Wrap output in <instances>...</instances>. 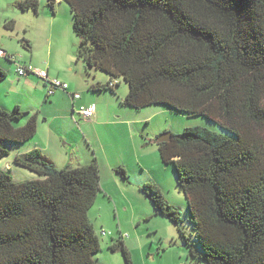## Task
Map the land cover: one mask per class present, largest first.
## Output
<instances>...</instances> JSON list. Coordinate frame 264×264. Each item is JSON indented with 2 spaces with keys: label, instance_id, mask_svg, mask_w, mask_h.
<instances>
[{
  "label": "trees",
  "instance_id": "trees-1",
  "mask_svg": "<svg viewBox=\"0 0 264 264\" xmlns=\"http://www.w3.org/2000/svg\"><path fill=\"white\" fill-rule=\"evenodd\" d=\"M61 1L79 40L76 60L118 82L94 92L114 93L122 79V106L202 116L232 137L194 127L156 143L186 199L198 251L179 227V209L157 186L139 188L177 227L189 264H264V0ZM56 3L46 0L52 12ZM14 4L39 8L38 0ZM38 116L0 107V160L8 145L35 137ZM14 164L39 179L15 183L0 170V264H99L101 238L88 216L100 191L96 161L57 168L32 151ZM115 173L129 182L123 168ZM109 250L132 264L121 237Z\"/></svg>",
  "mask_w": 264,
  "mask_h": 264
},
{
  "label": "crops",
  "instance_id": "crops-1",
  "mask_svg": "<svg viewBox=\"0 0 264 264\" xmlns=\"http://www.w3.org/2000/svg\"><path fill=\"white\" fill-rule=\"evenodd\" d=\"M62 3L57 0L54 12L44 4L39 5L37 13L16 8L17 12L12 15L1 14L0 24L11 32L16 30L17 36L20 34L22 47L16 51L20 62L15 59L9 62L0 57V68L6 73V78L0 82V107L9 112L17 107L28 115L39 113L35 137L27 143L15 145L18 147L15 157L38 151L57 168L82 167L95 160L100 170V181L103 169L111 172L112 184L124 198V180L118 179L112 171L123 168L129 178L126 184L131 183L129 174L132 170L148 164L145 158L148 143L139 126L166 111L142 112V118L134 115L131 111L142 109L121 105L128 89L123 90L120 83L113 89L114 93L92 90V87L107 84L109 76L99 74L98 70L87 71L76 60L79 40L73 33L71 14ZM0 48L10 56L15 54L5 51L2 45ZM18 65L45 70L51 78L68 84L67 93L57 90L48 96L47 86L39 78L18 76ZM76 93L80 95L78 100L72 97ZM88 105L95 106V115L91 120H84L78 114V108ZM148 114L152 115L148 117ZM24 145L26 147L22 150ZM99 186L100 190L110 194L102 183ZM123 242L126 245L125 240Z\"/></svg>",
  "mask_w": 264,
  "mask_h": 264
},
{
  "label": "rangeland",
  "instance_id": "rangeland-1",
  "mask_svg": "<svg viewBox=\"0 0 264 264\" xmlns=\"http://www.w3.org/2000/svg\"><path fill=\"white\" fill-rule=\"evenodd\" d=\"M38 3L40 6L44 5L46 0H38ZM62 6L70 14L68 5L62 3ZM13 12H17L14 0H0V19L3 14L12 15ZM21 16L27 18V15L22 14ZM16 32V30L11 32L2 23L0 24V45L6 49L5 51L15 53L13 56L20 62L21 58L16 51L22 46L19 43L20 34L17 36ZM2 62L5 63L6 61L3 60ZM97 72L105 75L102 71ZM119 83L123 90L128 89L127 84L122 79L119 80ZM155 110H163L166 113L154 116L150 120L142 122L139 126L140 130L145 132V141L148 143L145 152L148 164H144L138 170H132L129 174L131 182L129 185L126 184V181H123L122 184H125L127 188L123 187L126 193L124 198L112 184L111 172L104 169L101 171L100 183L110 194L100 190L94 205L88 212L89 219L101 238L102 249L94 256L99 264H126L123 255L119 251L111 252L109 250V246L117 242L120 237L122 241L125 240L128 246L132 264H189L188 251L179 236L177 227L168 219L155 215L151 202L139 191L140 186L143 184L157 186L168 205L179 209L182 215V222L179 227L188 238V241L193 244L194 249L198 251L193 227L189 220L186 199L177 188L173 166L164 165L160 160L156 146L157 138L165 133L179 134L187 128L194 127L205 128L232 137L216 123L202 116H186L161 106L147 107L139 112H131L142 118V112ZM151 115L148 114L147 116ZM5 145L7 143H3V146ZM25 147L26 145L21 147L22 150ZM16 148L18 147L14 145L7 146L6 149L9 155L0 160V170L7 173L15 183L39 179L34 173L14 164V158L17 155ZM112 173L118 179L120 178L114 169Z\"/></svg>",
  "mask_w": 264,
  "mask_h": 264
},
{
  "label": "built area",
  "instance_id": "built-area-1",
  "mask_svg": "<svg viewBox=\"0 0 264 264\" xmlns=\"http://www.w3.org/2000/svg\"><path fill=\"white\" fill-rule=\"evenodd\" d=\"M7 56H10V55H8L6 52H4L0 48V57L6 58ZM14 59H15V57L11 56V61ZM17 74L20 77L33 75V76H36L37 78H39L47 86V95L48 96L53 95L55 93V91H57V90H60V91L67 93L68 88H69L67 83H64V82H62L56 78H51L45 70L37 69L31 65H25V66L18 65ZM108 83H109L110 87H114L115 85H117L118 82L117 81H112V82L109 81ZM72 97L74 100L80 99V95L77 93L73 94ZM78 114L84 120H91L95 115V106L94 105L80 106L78 108ZM103 235H105V234L103 233Z\"/></svg>",
  "mask_w": 264,
  "mask_h": 264
},
{
  "label": "water",
  "instance_id": "water-1",
  "mask_svg": "<svg viewBox=\"0 0 264 264\" xmlns=\"http://www.w3.org/2000/svg\"><path fill=\"white\" fill-rule=\"evenodd\" d=\"M171 140V133H165L158 137L157 142H169Z\"/></svg>",
  "mask_w": 264,
  "mask_h": 264
}]
</instances>
